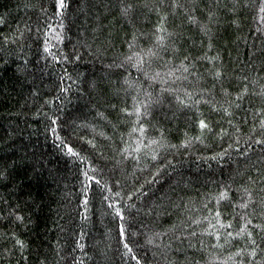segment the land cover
Returning <instances> with one entry per match:
<instances>
[{
    "label": "trees",
    "instance_id": "16d2710c",
    "mask_svg": "<svg viewBox=\"0 0 264 264\" xmlns=\"http://www.w3.org/2000/svg\"><path fill=\"white\" fill-rule=\"evenodd\" d=\"M179 2L183 7L171 11L172 0H164L161 10L169 13L167 27L177 34L180 54L191 53L190 59L200 56L210 35L213 47L208 54L219 53L224 65V86L236 92L249 83L250 89L258 92L259 85L264 84L261 0H239L238 4L234 0ZM54 3L55 0H0V18L4 20L0 23V172L5 173L0 176V264H136L123 247L125 239L142 264H225V257L236 247H243L244 240L233 239L218 248L214 237L197 231L191 241H173L172 251H168L163 245L174 233L155 237L152 243L147 237L186 219L189 213L192 218L210 215L215 201H209L208 195L218 192L221 183L243 185L258 200L264 198L261 191L264 146L252 143L246 157L238 155L240 149H225L229 155L221 161L211 158L225 147L220 141L181 145L185 133L195 136L199 132L192 113L165 95L152 118L142 121L149 124L144 143L162 136L164 146H153L155 159L146 154L148 149L141 151L138 161L133 157L122 158L119 149L128 143L134 151L140 134L129 135L134 118L121 111L124 106H131L132 90L114 89L127 87L123 85L126 73L131 78H136L137 73L127 65L123 68L117 65L128 54L127 44L134 33L142 44H149V34L159 19L154 5H160L161 0H66L60 18L55 15ZM127 4L133 7L124 16L121 8ZM234 6L235 11H230ZM209 12L213 13L212 32L205 35L200 24L209 21ZM189 16L198 23L190 21ZM18 27L23 30V38L17 35L15 42L6 43L2 37L12 36ZM48 28L52 31L45 35ZM57 33L63 40L55 39ZM45 39L53 45L47 53ZM49 53L61 59L57 61ZM171 54L172 49L168 48L161 55ZM64 55L68 60L63 59ZM197 63L203 72L207 62L201 59ZM153 67L163 65L154 60ZM243 76H248V81ZM254 77L256 85L251 84ZM93 80L97 82L96 88L88 86ZM211 84V77L201 82L203 87ZM141 86L149 88L146 78H141ZM159 89V81L149 88L154 94H159ZM262 99L246 94L237 101L241 107L234 119L239 122L240 116L248 117L247 123L241 124L244 133L250 132L254 122L255 113L248 110L261 107ZM203 111L207 115V107ZM53 115L58 117L57 125L51 123ZM210 119L215 122L217 114L213 113ZM157 124L158 127L153 126ZM53 127L55 132L49 130ZM254 135H259V131ZM57 136L86 159L81 161L68 154ZM244 147L241 141V148ZM94 175L106 181L113 193L120 192L113 198L122 205L128 201L140 209L139 214L131 207L126 206L125 210L126 230L134 235H126L124 239L118 235V218L106 211L98 186L91 180ZM249 176L256 184L249 182ZM116 180H120L119 185ZM141 184L142 194L126 196ZM104 194L109 195L106 190ZM86 195L87 204L83 202ZM237 197L238 194H233V199ZM173 204L178 208L172 207ZM149 207L152 214L145 211ZM157 211L159 216L155 215ZM259 211L256 222L264 223ZM16 212L23 216V221L16 219ZM238 223L237 218L233 229L228 230L238 228ZM190 230H197V226ZM254 232L257 243L264 249V233ZM17 238L25 242L23 251L15 243ZM190 243L195 247H189ZM259 256H264V252Z\"/></svg>",
    "mask_w": 264,
    "mask_h": 264
},
{
    "label": "snow or ice",
    "instance_id": "6c2138e0",
    "mask_svg": "<svg viewBox=\"0 0 264 264\" xmlns=\"http://www.w3.org/2000/svg\"><path fill=\"white\" fill-rule=\"evenodd\" d=\"M239 0H234V4H238ZM164 4V0H161L160 5H154L155 11L158 14V22L153 25V29L150 32L151 39L148 45L142 44L137 35L134 33L127 44L128 54L123 56V62L117 67L123 68L125 65L129 69H135L137 73L136 78H131L128 73L125 74L123 78V85H127L126 88L120 86L114 89V91H125L128 92L132 90L131 106H124L121 111L130 117L134 118V122L129 135L136 132L140 135L136 137L135 149H132V145L124 143L123 147L119 149V154L122 158L126 159L128 157H133L137 161L140 159V153L144 149H148L146 154L151 155L155 159L156 151L154 147H163L166 141L161 136L160 138H150L147 144L144 143L145 130L149 127L148 123L142 122L145 118L151 119L154 110L158 105H162L165 99V95H170L172 100L176 102L182 109H186L192 113V119L198 129L199 134L195 136H189L185 133V139L180 143L181 145L190 146L193 142H199L204 144L211 140L212 142L220 141L224 143L225 147L221 149L219 153L212 155V159H220L224 156L229 155V152L225 149H240L238 155L240 157H246L248 154V149L251 147L252 143L264 146V99L261 100V107H250L248 111L255 113L253 115V124L251 125L250 132L244 133L241 124L247 123V115L240 116L239 122L234 119L237 110L240 109V103L237 101L242 100L246 94H251L253 96H259L264 98V84L259 85V91H254L250 89L249 83H244V85L237 90L232 92L229 87H225V77H224V65L221 60L219 53L216 55H209L208 51L212 49L213 45L211 42V36L209 33L212 32L210 26L212 21V12L208 13L209 21L200 24V31L205 35H209V42L207 48L204 52L197 57L190 59L191 53L185 52L180 54V48L178 47V42L175 40L176 33L170 31L167 27L166 18L169 15L167 11H162L161 7ZM66 0H55L54 8L55 15L57 18L63 13L66 8ZM133 7L132 4H127L121 8V13L127 16L129 9ZM183 7L179 0H172L170 5V10L175 11L178 8ZM230 11H235V6L230 9ZM260 11L264 13V0H261ZM187 12V9H185ZM188 19L194 23H198L197 19L193 16H189ZM264 19V17H262ZM0 23H4L3 18H0ZM26 27V26H25ZM63 24H61V29ZM52 31L51 28L47 29L45 35ZM258 31H260L258 29ZM19 35L23 38V30L17 29L12 36L4 35L2 39L7 42H15V37ZM140 35H145L141 33ZM55 39L58 41L63 40V36L59 33L56 34ZM53 45L47 40H44V50L49 52ZM168 48L172 49V54L168 56H162V52ZM256 49H253V53ZM53 55V58L57 61L61 59L60 56ZM179 56V59L175 58ZM77 60L80 59L79 54L75 57ZM64 60H68V56H63ZM204 60L207 62V67L201 72L200 65L197 63L199 60ZM154 60H158L163 67L155 68ZM172 66L169 67L168 65ZM108 67H112L109 65ZM67 75V73H65ZM208 77L212 78L211 87L201 86V82L206 81ZM141 78H146L149 83V88L156 81L160 83L159 94H154L149 88H144L141 86ZM244 81H248V76H243ZM171 81V83H169ZM184 82H188L185 84ZM115 83V82H112ZM252 85L257 84V79L254 77L251 81ZM217 85H219V95L217 94ZM90 88H96L97 82L95 80L91 81L88 85ZM62 91H67V88H62ZM171 103V101H170ZM204 107H207V115L203 111ZM217 114V120L213 122L210 119L211 115ZM98 115L103 116V113H98ZM258 117V123H257ZM58 117L51 116L52 125H57ZM227 124V127L224 125ZM158 127L157 125H153ZM93 128L95 126L93 125ZM231 129V131H230ZM55 132L56 127L49 129ZM163 130L161 129V132ZM259 131V135H254ZM101 135H106L101 132ZM225 137L228 140L225 141ZM60 140L61 145L66 149L67 153L79 157L81 161L86 159L85 156L80 155L70 143H66L61 137L57 136ZM121 140H123V134H121ZM241 141L245 145L241 148ZM93 143V141H89ZM175 147V145H172ZM135 152V155H134ZM95 167V165H91ZM159 172V169L156 170ZM259 172V170H257ZM156 173L154 172L153 175ZM4 172H0V176H4ZM85 177L88 176V172L85 171ZM91 180L98 186L97 190L100 192L101 200L106 205V211L118 218V235L124 239L126 235H134L130 230H126L125 224V210L126 206L131 207L137 211L139 214L140 209H136L135 204H129L128 201L121 204L120 200H116L113 197L119 196L120 192H112V187L98 176H92ZM251 184H256V181L252 179L251 176L248 177ZM116 185L120 184V180L115 181ZM105 190L109 195H105ZM88 191V189H85ZM144 191V185L141 184L134 188V191H128L126 196L131 198L134 193L142 194ZM261 191L264 192V177H261ZM233 194H238L237 199H233ZM89 197L86 195L83 197V202L87 204ZM139 199V196H137ZM208 200H214L213 209H209L210 215L208 216H197L192 218L191 213L188 214L186 219H181L178 223L165 227L162 231H156L149 233L147 239L149 243H152L155 237H164L169 232L174 233L171 239L168 240L163 246L168 250L172 251L171 245L173 241L184 243L185 240H193L197 236V231L201 234H207L210 237L215 238V246L223 247L224 244L230 243L233 239L244 240L243 247H236L235 251L230 253L225 257V264H264V256H259L260 252H264V249L260 248V244L257 243L256 235L254 230H259L260 233H264V223L256 222L257 209H259V215L264 217V198L257 199L254 192L243 185L235 186L231 182L221 183L219 186V191L214 195L209 194ZM187 203V202H185ZM207 206V204L205 205ZM172 207L178 208V205L173 204ZM149 214H152L153 209L151 207L145 209ZM15 217L19 221H23V216L16 212ZM155 215L159 216L160 212H156ZM87 214L85 213V218ZM238 218V228L229 231L228 229H233V225L237 222ZM190 220L191 223L187 221ZM201 224H206V227L200 228ZM197 226V230H190L192 226ZM251 226V227H250ZM15 236V233H11ZM264 240V237H262ZM15 243L21 247L23 251L26 247L25 242L21 239H16ZM79 243V242H78ZM202 244L203 241L201 240ZM79 247L83 248V244H79ZM123 247L127 249V253H131V259L136 261V264H142L141 259L132 250V246L125 239ZM189 247H195V244L190 243ZM239 256L241 259L237 260L235 257ZM247 257V259H245ZM257 257H259L257 259ZM27 259V257H24ZM82 264V262H81Z\"/></svg>",
    "mask_w": 264,
    "mask_h": 264
}]
</instances>
